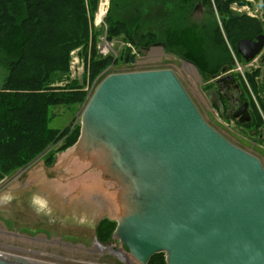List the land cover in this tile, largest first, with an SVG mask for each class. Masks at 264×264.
Returning <instances> with one entry per match:
<instances>
[{
    "label": "water",
    "instance_id": "1",
    "mask_svg": "<svg viewBox=\"0 0 264 264\" xmlns=\"http://www.w3.org/2000/svg\"><path fill=\"white\" fill-rule=\"evenodd\" d=\"M263 48L264 32L236 43L245 61ZM211 79L239 91L231 73ZM232 108L233 119L250 121L247 102ZM53 156L51 164L34 159L3 197L26 189L46 196L45 214L116 222L111 238L133 264L159 252L165 264H264V167L204 120L170 68L102 77L76 140ZM0 264L36 263L15 256Z\"/></svg>",
    "mask_w": 264,
    "mask_h": 264
},
{
    "label": "trees",
    "instance_id": "2",
    "mask_svg": "<svg viewBox=\"0 0 264 264\" xmlns=\"http://www.w3.org/2000/svg\"><path fill=\"white\" fill-rule=\"evenodd\" d=\"M97 1L0 0V62L7 70L0 86V176L27 165L57 136L59 130L48 125L51 106L84 100L83 84L75 80L63 86L49 85L67 71L71 49L80 46L82 51L87 49L90 19ZM234 1L242 2L111 0L106 16L107 34H121L136 48L160 44L195 64L203 77L209 75L211 79L225 64L231 68L226 42L241 59L237 41L254 39L263 32L258 19L230 9ZM260 1L264 7V0ZM198 5L207 8L200 24L194 23L192 17ZM92 44L94 47V40ZM94 53L90 55L89 80L110 62L109 57L99 58ZM250 75L254 87V75ZM247 102L252 116L249 123L256 128L264 115V99H258L259 109L253 102ZM78 133L79 127L65 146L50 152L46 163L51 164L56 152L74 143ZM115 225L116 222L105 217L100 219L95 226L98 240L107 241ZM147 264H165L164 253H155Z\"/></svg>",
    "mask_w": 264,
    "mask_h": 264
},
{
    "label": "rangeland",
    "instance_id": "3",
    "mask_svg": "<svg viewBox=\"0 0 264 264\" xmlns=\"http://www.w3.org/2000/svg\"><path fill=\"white\" fill-rule=\"evenodd\" d=\"M108 1L109 4L102 16V21L94 23L95 16L97 17L101 9L98 11L99 0L97 1V6L90 19L87 49L82 51L81 46L71 49L67 71L61 78L55 79L49 85V87L63 86L69 81L75 80L83 84L84 100L78 104L50 107L48 125L57 128L59 132L36 157H49L51 151L62 148L68 140L74 137L73 133L79 127V113L88 99L91 86L96 77L101 76L102 71L107 69L110 73L170 68L180 80L204 120L233 144L257 156L264 167V115L261 114L262 122L256 128L253 123L239 124L228 114V104L217 92L214 80L210 79L209 75L203 77L195 64L168 51L160 44L149 45L145 49L136 48L128 43L121 34L108 36L106 16L111 0ZM229 7L237 14L258 19L262 23L264 32V7L260 0L234 1L230 3ZM206 13L207 8L198 5L192 16L193 22L200 24L201 21H204ZM218 25L220 26L219 19ZM93 40L95 41L94 47L92 46ZM104 43L109 45L108 52L101 54L99 51ZM226 43L232 65L229 69V66L225 64L218 74H233L242 90L241 100L245 98L258 107V99H264V63L260 61L261 56L264 55V48L253 59L245 61L243 58H238L232 47L228 42ZM92 52H95L94 56L98 54L99 58L109 57L110 62L89 80L88 72L90 71ZM130 57L134 58L132 62H130ZM222 69L226 71L222 72ZM6 72L5 66L0 62V86L5 79ZM250 74L254 75L252 77L254 87L249 79ZM219 103L223 104V111L220 110L221 104ZM249 107L252 108L251 104ZM32 161L9 174L5 173L0 176V252L15 254L36 264L47 262L50 264H133L126 256L127 248L124 245L120 246L117 240L111 237L105 242L99 241L96 228L90 223L79 227L76 220H72L66 221L62 225L48 226L43 212L46 196L21 194L18 203L15 200L18 199L16 195L3 197L8 188L12 186L13 180ZM6 194L12 195L7 192ZM49 197L51 198L50 195ZM53 207L56 208L55 205ZM98 217L100 214L94 213L91 217L92 221L94 222ZM48 237L50 240L47 239ZM29 258L30 260H28Z\"/></svg>",
    "mask_w": 264,
    "mask_h": 264
},
{
    "label": "flooded vegetation",
    "instance_id": "4",
    "mask_svg": "<svg viewBox=\"0 0 264 264\" xmlns=\"http://www.w3.org/2000/svg\"><path fill=\"white\" fill-rule=\"evenodd\" d=\"M233 75V74H232ZM234 77V76H233ZM235 79V78H234ZM236 80V79H235ZM237 82V81H236ZM238 84V83H237ZM231 83H227V84H224L222 85L220 88H218V86L216 85V89H217V92L225 99V103L228 104V114L231 115L232 117V113L234 112V109L232 108V105L236 102H238L239 104L241 102H244V100L242 99L241 100V95H242V90L240 89L239 85V91L237 89H234L231 87ZM247 102V101H245ZM221 104V108L220 110L223 111V104L222 103H219ZM225 105V104H224ZM247 109H248V112H249V108H248V102H247ZM250 114V113H249ZM250 121L246 122V123H249L252 121V116L250 115ZM236 120V119H235ZM237 121V120H236ZM238 122V121H237ZM239 123V122H238ZM240 124V123H239ZM243 124V123H242ZM46 158L45 157V161H46ZM46 163V162H45ZM47 164V163H46ZM29 189V188H28ZM24 193H27L26 195L29 194V192L24 189L23 191ZM20 199V197H18V199H15L16 202L18 203V200ZM45 214V213H44ZM46 216V219H45V222L47 223L48 226L50 227H53L54 225H62L60 224V222H57L56 219H58L57 215L53 214V213H49V214H45ZM71 225V224H70ZM95 227V226H94ZM51 237V236H50ZM50 237H48L47 239L50 240ZM62 240V239H61ZM66 241V240H65Z\"/></svg>",
    "mask_w": 264,
    "mask_h": 264
},
{
    "label": "built area",
    "instance_id": "5",
    "mask_svg": "<svg viewBox=\"0 0 264 264\" xmlns=\"http://www.w3.org/2000/svg\"><path fill=\"white\" fill-rule=\"evenodd\" d=\"M108 4H109V1L108 0H99V7H98V11H99V9L100 8H103L104 10H105V12H106V10H107V7H108ZM105 14V13H104ZM103 14V15H104ZM102 21V18L99 20V21H97L96 20V16H95V22L94 23H100ZM108 47H109V45L108 44H106V43H104L103 45H102V49L99 51L101 54H103V53H106V52H108L107 50H108ZM105 71V72H104ZM104 71H102L101 73V76L100 77H96V79H95V82L93 83V85L91 86V88H90V90H91V92L89 93V95H88V98H89V96L91 95V93H92V91H93V89L95 88V86L97 85V83L99 82V80L104 76V75H106L107 73H108V71L109 70H104ZM41 157V156H40ZM36 158H38V157H36ZM35 158V159H36ZM9 256H16L15 254H9Z\"/></svg>",
    "mask_w": 264,
    "mask_h": 264
},
{
    "label": "crops",
    "instance_id": "6",
    "mask_svg": "<svg viewBox=\"0 0 264 264\" xmlns=\"http://www.w3.org/2000/svg\"><path fill=\"white\" fill-rule=\"evenodd\" d=\"M54 215H55V213H53ZM57 220V222H60V224H63L64 222H66L68 219H67V217L65 218V217H63V216H60V217H58V219H56ZM76 223H78L77 225L79 226V227H81V226H86L87 224H88V222H84L83 220H76Z\"/></svg>",
    "mask_w": 264,
    "mask_h": 264
},
{
    "label": "bare ground",
    "instance_id": "7",
    "mask_svg": "<svg viewBox=\"0 0 264 264\" xmlns=\"http://www.w3.org/2000/svg\"><path fill=\"white\" fill-rule=\"evenodd\" d=\"M104 13H105V10H104L103 8H101V9H100V12L98 13V15H97V17H96V20L99 21V20L102 18V16H103ZM0 256H1V257H14V256H9V254L2 253V252H0ZM17 257H18V256H17ZM23 258H24V257H23ZM28 260H30V258H29ZM45 264H50V263L47 262V263H45Z\"/></svg>",
    "mask_w": 264,
    "mask_h": 264
}]
</instances>
